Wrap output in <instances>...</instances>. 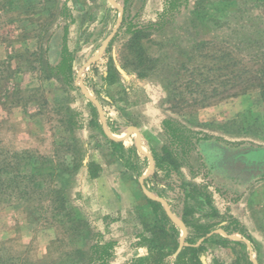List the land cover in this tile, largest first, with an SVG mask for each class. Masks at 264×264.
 <instances>
[{
  "label": "rangeland",
  "instance_id": "obj_1",
  "mask_svg": "<svg viewBox=\"0 0 264 264\" xmlns=\"http://www.w3.org/2000/svg\"><path fill=\"white\" fill-rule=\"evenodd\" d=\"M262 52L264 0H0V161L26 158L0 194V264H51L65 214L86 221L68 225L77 264H135L160 225L149 170L186 226L168 264L192 242L206 264H264ZM241 69L257 79L231 96Z\"/></svg>",
  "mask_w": 264,
  "mask_h": 264
},
{
  "label": "trees",
  "instance_id": "obj_2",
  "mask_svg": "<svg viewBox=\"0 0 264 264\" xmlns=\"http://www.w3.org/2000/svg\"><path fill=\"white\" fill-rule=\"evenodd\" d=\"M66 51L67 50L65 49V51L63 50V52H62L63 53L61 55L62 59H61V63L59 64V66L64 67V69L66 67L67 71L69 73H71L73 66H72V63L69 62L68 57L66 56ZM261 54H264V52H262ZM237 63H239V61L234 60V65H237ZM242 67L245 68V66H242ZM249 75L246 74V71L243 72L242 69L238 70V72H236V70H233L232 72L230 71L228 76L230 78L229 79L230 84L233 86V88H231V89H233V90H232V92H230L229 95L234 96L236 94H240V93L245 92L247 89V85H249V83L253 79H255V78L257 79V76L253 77V75H250V76ZM224 76H226V75H224ZM107 140H108L109 144L111 146H113V148L116 149L115 150L116 153H117V149L119 147L121 149L124 148L123 141L112 139L109 137H107ZM25 153L26 152H23V154H25ZM117 155H119V154H117ZM20 156H21V158H19ZM23 158L26 159L23 155H17L16 156V159H17L16 164L18 165V166H16V169H13V168H15L14 167L15 165H13L12 168L9 167L12 164L9 165L6 159H3L0 161V194L4 193L5 187L8 186L7 179H8V175L10 173L14 172L16 175L14 177L13 181L17 180V178H19V176L22 175L23 168L21 165L19 166L18 163H20L21 159H23ZM118 158H122V157L118 156ZM88 170H89L90 176L93 177L94 175H96L94 173L95 170L94 169L92 170V165L88 166ZM146 200L153 208H155L159 212L160 225H159V230L157 232H155V234L157 233V236H156L157 238L153 239L154 244H152V243L149 244L147 256L140 258L139 260H137L135 262V264H168L167 258L171 254L175 253L179 248V244H178L179 233L177 230V226H176L175 222L169 217L164 206L162 205V203L160 201L153 199L149 196H146ZM54 223L58 224V225L61 224L59 227L64 228V231H62V233L63 234L65 233L66 236L64 234L63 237H60L61 239L59 238V240L57 239V241H56V243L61 244L60 245L61 249H58L57 251L55 250V252H53L51 249V254H54V253H55V255L57 254L56 258H50L51 264H77L80 260L84 259L86 252L84 251V249L82 247L76 248L75 246H73L74 243H71V241H69V238L71 236L75 235L76 232L72 231L71 228L68 229V225L72 224V226L73 225L77 226V230H79V229L81 230V227H79V226H81V224H86V221H84V217L79 218L75 214H72L70 216L65 214V215H62L61 218H58V216H56L53 224ZM95 230L96 231L93 234H95L96 236H100L102 234L100 230H97V228H95ZM67 232H69V233L67 234ZM74 237L75 236H73V238ZM211 238H207L206 240H204V242L209 241ZM221 240L224 242L230 241L229 238H222ZM101 241L102 240H100V238H99V241H97L96 244H92V248L98 249L99 246L101 245L100 244ZM236 242L244 244V242L240 241V240L236 241ZM70 244H71V246H73L72 248H70ZM110 244H111L110 241L105 242L106 247L107 246L109 247ZM53 245H54V243H53ZM170 245H172V247L169 248ZM205 250H206V246L203 243L200 245H195V243L192 242L190 245L185 246L182 249V251L178 254L177 264H187L186 256L189 253L191 254V264H206L201 258V255L205 252ZM101 255L102 256H101L100 260L102 261V263H106L109 259V256H111L110 252H108V251L107 252H101ZM188 264H190V262ZM220 264H223V263H220Z\"/></svg>",
  "mask_w": 264,
  "mask_h": 264
},
{
  "label": "water",
  "instance_id": "obj_3",
  "mask_svg": "<svg viewBox=\"0 0 264 264\" xmlns=\"http://www.w3.org/2000/svg\"><path fill=\"white\" fill-rule=\"evenodd\" d=\"M116 30H117V28L115 29V31H116ZM115 31H114V32H113V33L107 38V40L105 41V43H104V45H103L101 51H100V52H99L94 58H92L91 60H94L95 58H97V56H98V55L104 50V48H105L106 45L108 44L109 40L113 37ZM81 87H82V90H83L84 94H85L87 97H89L90 99H92V100L96 103V105H97V107H98V110H99V112H100V115H101V119H102V121L104 122V123H103V124H104L103 126H104V129H105L106 134H108V135L110 136V138H112V139H115V138L117 139L118 137H116L115 135H113L112 133H110V132L108 131L107 127H106V124H105V117L103 116V113H102V110H101V108H100V104H99V102L94 98V96H93L92 94H90L89 92H87V90L85 89L84 85L81 84ZM131 130H136V132H137V144H138V146H139L140 132H139V130H138L135 126H130V127L128 128L127 132H130ZM139 148H141L142 150H144L145 152H147V154H148L149 157H150L151 164H152V166H154V159H153L152 155H151V154H150V153H149L144 147L139 146ZM151 169H152V168H151ZM150 171H151V170H149L147 173L143 174V175L141 176V178H140V183H141V186H142V188H143V191L145 192V194H146L147 196H149V197H151V198H153V199H156V200L160 201V202L164 205L165 210H166L167 214L169 215V217H170L173 221L178 222V224H180V226L183 228V234H182L181 237H180V248H182V247L184 246V244H185L184 234H185L186 226H185V224H184L183 222L178 221V220L176 219L175 215L171 212V209H170V207H169L168 202H167L164 198H162V197H160V196H158V195H154V194H152V193L149 191V189L147 188V186H146V184H145V177L148 175V173H150ZM202 240H203V239H202Z\"/></svg>",
  "mask_w": 264,
  "mask_h": 264
},
{
  "label": "bare ground",
  "instance_id": "obj_4",
  "mask_svg": "<svg viewBox=\"0 0 264 264\" xmlns=\"http://www.w3.org/2000/svg\"><path fill=\"white\" fill-rule=\"evenodd\" d=\"M123 135H124V134H123ZM123 135H122V136H123Z\"/></svg>",
  "mask_w": 264,
  "mask_h": 264
}]
</instances>
